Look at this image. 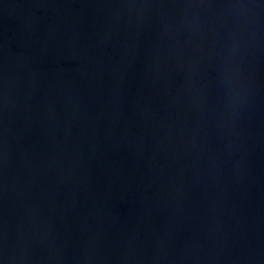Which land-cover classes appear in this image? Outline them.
Here are the masks:
<instances>
[{
	"label": "water",
	"instance_id": "95a60500",
	"mask_svg": "<svg viewBox=\"0 0 264 264\" xmlns=\"http://www.w3.org/2000/svg\"><path fill=\"white\" fill-rule=\"evenodd\" d=\"M0 264H264V0H0Z\"/></svg>",
	"mask_w": 264,
	"mask_h": 264
}]
</instances>
